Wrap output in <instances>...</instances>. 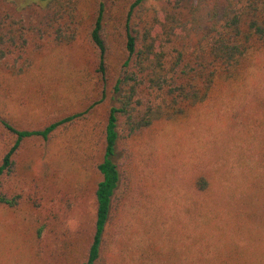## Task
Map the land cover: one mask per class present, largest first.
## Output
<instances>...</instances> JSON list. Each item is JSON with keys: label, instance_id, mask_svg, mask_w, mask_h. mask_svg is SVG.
Masks as SVG:
<instances>
[{"label": "rangeland", "instance_id": "374dc122", "mask_svg": "<svg viewBox=\"0 0 264 264\" xmlns=\"http://www.w3.org/2000/svg\"><path fill=\"white\" fill-rule=\"evenodd\" d=\"M80 1L82 35L71 44L54 40L39 3L0 2V121L40 130L79 116L49 141L27 142L20 151L6 184L20 204L14 211L0 207V264H76L91 243L101 179L95 167L110 100L86 32L103 3L113 80L120 18L134 0ZM199 1L182 0L179 10L186 14ZM206 4L208 17L212 9L222 17L224 0ZM217 85L206 103L142 132L130 158L120 156V213L106 264H264V51L253 54L243 80L224 74ZM5 150L0 141V158Z\"/></svg>", "mask_w": 264, "mask_h": 264}, {"label": "trees", "instance_id": "16d2710c", "mask_svg": "<svg viewBox=\"0 0 264 264\" xmlns=\"http://www.w3.org/2000/svg\"><path fill=\"white\" fill-rule=\"evenodd\" d=\"M39 3L50 20L45 24L56 42L71 44L82 35L86 8L80 0H30ZM14 4L15 0H0ZM207 0L190 11L174 10L150 0H134L124 9L119 23L122 50L116 77L111 80V42L107 31V8L99 3L87 30V39L97 55L96 73L103 83V98L110 110L101 130L102 152L96 164L101 179L94 193L96 216L91 243L76 264H106L114 228L120 213L123 179L122 159L133 150L137 136L155 126L185 117L188 110L206 103L217 92L219 78L226 74L240 81L252 64L253 54L264 51V0H224L220 19L216 11L207 16ZM15 5V4H14ZM210 22L207 27L206 22ZM5 53L0 50V59ZM71 116L40 130H21L6 119L0 121V207L17 210L21 196L6 184L17 172V157L27 142L49 141L57 131L74 124ZM206 188V180L197 182ZM219 259L217 264H233ZM237 263V262H235Z\"/></svg>", "mask_w": 264, "mask_h": 264}]
</instances>
